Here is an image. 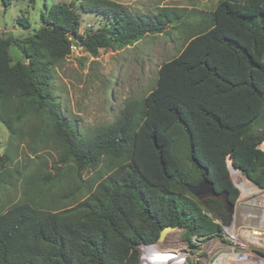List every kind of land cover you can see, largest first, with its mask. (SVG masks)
<instances>
[{
  "label": "trees",
  "instance_id": "16d2710c",
  "mask_svg": "<svg viewBox=\"0 0 264 264\" xmlns=\"http://www.w3.org/2000/svg\"><path fill=\"white\" fill-rule=\"evenodd\" d=\"M80 8L107 23L82 35L75 4L54 2L34 33L0 35V120L15 138L26 118L46 119L43 133L62 150L57 170L104 161L114 170L75 206L45 210L25 201L0 213V264H140L139 246L157 243L167 226L183 229L189 242L229 223L226 203L240 195L230 159L264 188V0H219L200 32L161 64L150 92L85 136L57 108L56 63L74 45L92 55L132 45L181 15L140 16L113 0H80ZM12 44L27 61L13 62ZM8 160L0 153V181ZM206 172L216 193L200 199L185 184Z\"/></svg>",
  "mask_w": 264,
  "mask_h": 264
},
{
  "label": "rangeland",
  "instance_id": "374dc122",
  "mask_svg": "<svg viewBox=\"0 0 264 264\" xmlns=\"http://www.w3.org/2000/svg\"><path fill=\"white\" fill-rule=\"evenodd\" d=\"M113 1L140 16H156L166 9L181 18L167 24L163 32L148 33L125 47L102 48L97 55L74 45L71 53L56 63L52 85L57 108L81 136L111 124L126 105L147 95L156 84L161 64L177 56L200 32L199 21L209 22L219 0ZM54 2L75 4L82 35L107 23L102 15L83 12L80 0H0V35L24 38L34 33L42 25L45 5ZM23 19L30 22L29 27L23 25ZM9 50L13 62L27 61L18 45L12 44ZM46 121L26 118L17 126L19 135L11 138L0 120V153L9 158L0 181V213L25 201L45 210L75 206L113 172L106 161L97 169L81 171L67 164L57 170L62 150L43 133ZM260 146L264 150V142ZM230 173L240 195L232 209L226 203L229 223L220 221L221 232L188 242L184 230L176 228L162 242L140 245V264H264V203L260 201L264 189L246 194L241 184L254 185L242 172L235 176L231 170ZM241 175L243 181H238ZM253 231L263 235L256 237ZM233 253L238 254L237 260Z\"/></svg>",
  "mask_w": 264,
  "mask_h": 264
},
{
  "label": "water",
  "instance_id": "95a60500",
  "mask_svg": "<svg viewBox=\"0 0 264 264\" xmlns=\"http://www.w3.org/2000/svg\"><path fill=\"white\" fill-rule=\"evenodd\" d=\"M231 168L238 170L234 164L232 163L231 159H230V163H229V169L231 170ZM240 171V170H238ZM208 173H204L202 176V180L197 183V184H189L186 183V187L187 189L190 191V193H192L193 195L202 198L204 196H208V195H214L216 193L215 190V183L213 180H211L208 175ZM227 196V195H226ZM228 205H229V210L232 209L234 207V203L229 202L228 201ZM175 227H171V226H167L165 227L161 233H160V237L157 241V243L162 242L164 240V238L166 237V235L170 232L175 230ZM147 245V244H144Z\"/></svg>",
  "mask_w": 264,
  "mask_h": 264
},
{
  "label": "bare ground",
  "instance_id": "6f19581e",
  "mask_svg": "<svg viewBox=\"0 0 264 264\" xmlns=\"http://www.w3.org/2000/svg\"><path fill=\"white\" fill-rule=\"evenodd\" d=\"M231 172H233V175L235 176V174H236V172H238L239 174H241L240 173V171H238V170H236V169H233V168H231ZM242 180V175L238 178V181L239 180ZM243 181V180H242ZM249 183V182H248ZM242 186H240L241 187V189L243 190V191H245V193L246 194H252V193H256V192H258V190L254 187V186H252V185H247L246 184V182H244V183H242L241 184ZM239 186V185H238ZM261 202H264L263 200H260ZM252 235H256V237H259V236H261V235H263V233L262 232H260V231H253L252 232ZM248 236V235H247ZM255 239H257V238H255ZM232 256H234L233 257V259L234 260H237V258H238V254L237 253H233V254H231ZM228 256H230V255H228ZM236 257V258H235ZM246 261V260H245Z\"/></svg>",
  "mask_w": 264,
  "mask_h": 264
},
{
  "label": "built area",
  "instance_id": "2783aa9c",
  "mask_svg": "<svg viewBox=\"0 0 264 264\" xmlns=\"http://www.w3.org/2000/svg\"><path fill=\"white\" fill-rule=\"evenodd\" d=\"M254 187H255L256 189H257V188H258V189H264V188H259V187L255 186V185H254ZM258 189H257V190H258ZM258 191H259V190H258ZM261 200L264 201V195L262 196V199H261ZM261 203H262V202H261ZM263 203H264V202H263Z\"/></svg>",
  "mask_w": 264,
  "mask_h": 264
},
{
  "label": "clouds",
  "instance_id": "9594fccd",
  "mask_svg": "<svg viewBox=\"0 0 264 264\" xmlns=\"http://www.w3.org/2000/svg\"><path fill=\"white\" fill-rule=\"evenodd\" d=\"M229 163H230V161H229ZM241 172V171H240Z\"/></svg>",
  "mask_w": 264,
  "mask_h": 264
}]
</instances>
